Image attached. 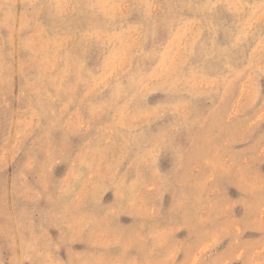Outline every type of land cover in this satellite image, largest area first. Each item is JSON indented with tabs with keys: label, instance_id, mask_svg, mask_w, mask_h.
Here are the masks:
<instances>
[{
	"label": "rangeland",
	"instance_id": "obj_1",
	"mask_svg": "<svg viewBox=\"0 0 264 264\" xmlns=\"http://www.w3.org/2000/svg\"><path fill=\"white\" fill-rule=\"evenodd\" d=\"M0 264H264V0H0Z\"/></svg>",
	"mask_w": 264,
	"mask_h": 264
},
{
	"label": "bare ground",
	"instance_id": "obj_2",
	"mask_svg": "<svg viewBox=\"0 0 264 264\" xmlns=\"http://www.w3.org/2000/svg\"><path fill=\"white\" fill-rule=\"evenodd\" d=\"M226 118V117H225ZM36 162V161H35ZM220 203V202H219ZM62 249V248H61Z\"/></svg>",
	"mask_w": 264,
	"mask_h": 264
}]
</instances>
